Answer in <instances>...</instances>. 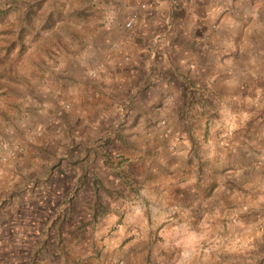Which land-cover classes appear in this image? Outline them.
Returning <instances> with one entry per match:
<instances>
[{
	"label": "crops",
	"instance_id": "1",
	"mask_svg": "<svg viewBox=\"0 0 264 264\" xmlns=\"http://www.w3.org/2000/svg\"><path fill=\"white\" fill-rule=\"evenodd\" d=\"M142 5L146 9L141 10ZM108 9H115L116 17L109 22L102 12L104 27L93 28L83 49L74 52L73 69L62 65L55 70L56 86L63 89L71 84L68 91L75 97L81 87L85 90L83 117L77 121L90 118L86 123L92 127L84 126L88 132L80 130L78 140H90L101 130L105 116L111 118L107 125L113 124L115 118L105 109L117 103L143 109L142 116L136 110L129 118L140 128L120 137L127 140L130 151L109 150V139L102 152L96 151L104 172H120L122 181L108 184L106 177L101 181L96 169L90 168L83 177L80 172L76 175L73 187L88 189L91 202L104 188L110 202L123 206L120 231L128 236H149L154 231L174 238L188 229L200 236H241L246 247L262 245L264 0H105L103 11ZM135 14L139 22L126 29ZM59 100L54 107L64 103L58 104ZM161 106H167L168 130L156 126L145 132L143 124L160 123L152 109ZM65 140L57 138L59 155ZM41 150L40 141L31 145L24 166L30 173L42 168ZM85 154L92 157L91 152ZM115 155L120 161L131 158L113 168L104 165ZM7 168L0 166V173ZM27 183L30 189L50 184ZM33 196L31 192L28 204L44 199ZM72 196L77 201L81 191ZM12 214L14 218L9 216L5 224L0 212V264H17L11 241L18 226L15 211ZM106 219L111 222L116 215L108 214ZM230 245L238 247L234 240ZM108 248L113 257L109 264H171L177 251L176 247Z\"/></svg>",
	"mask_w": 264,
	"mask_h": 264
},
{
	"label": "rangeland",
	"instance_id": "2",
	"mask_svg": "<svg viewBox=\"0 0 264 264\" xmlns=\"http://www.w3.org/2000/svg\"><path fill=\"white\" fill-rule=\"evenodd\" d=\"M104 1L0 0V150L3 149L0 166L8 167L0 173V212L4 213L5 218L1 221L5 224H8L9 216L14 218L13 211L16 213L18 233L12 236L11 242L16 246L17 264H109L113 257H110L108 247L121 250L123 247H176L177 251L170 258L171 264H264V236L261 237L262 245L258 243L255 247L242 245L244 238L241 236L231 239L200 236L199 231L188 229L174 238L154 235V231H150L149 236H128L126 231H120L124 222L123 206L114 200L111 203L104 195V188L97 192L96 201L91 202L88 189L73 187L72 180L76 175L80 172L83 177L90 168L96 169L101 181L106 177L108 184L122 181L124 175L120 172L111 175L104 172L97 152H102L107 139L110 140L106 143L109 150L124 148L130 151L127 140L120 137H128L127 130L140 128L129 118L135 117L136 110L139 116L143 112L138 107L128 108L117 103V107L105 109L115 118L113 124L107 125L110 117L105 116L101 130L95 131L90 140H78L81 131L88 132L84 126L92 127L86 123L90 118L77 121L83 117L81 101L85 90L81 87L75 97L71 89L68 91L71 84L59 88L61 92L56 86L55 70L62 65L73 69L74 52L83 49L85 41L93 36V28L99 31V27H104L102 12L109 22L116 17V8L103 11ZM86 83L81 81L82 86ZM79 96L81 99L78 100ZM57 98L60 99L58 104L64 102V105L54 107ZM152 110L161 121H166V125L143 124L145 132L156 126L168 130L167 106ZM262 110L264 112L263 107ZM143 114L145 116L146 112ZM68 122L76 126L71 127ZM62 136L66 140L63 153L59 155L57 138ZM39 141L42 144V168L30 173L24 167L27 154L31 145ZM13 144L23 145L25 151L13 161L2 162L9 145ZM138 144L144 149L149 147L142 141ZM89 152L92 157L85 154ZM117 155L113 159L108 157L104 165L110 164L113 168L131 158L123 157L120 161L121 157ZM261 157L264 159V153ZM31 180L50 184L30 189L27 182ZM77 191H81V196L75 201L71 194H77ZM31 192L33 197L44 199L38 198L39 202L28 204ZM111 213L116 219L110 222L106 216ZM199 223L200 220L196 222V228ZM4 238L7 239V235H3ZM232 240L238 247L230 245Z\"/></svg>",
	"mask_w": 264,
	"mask_h": 264
},
{
	"label": "built area",
	"instance_id": "3",
	"mask_svg": "<svg viewBox=\"0 0 264 264\" xmlns=\"http://www.w3.org/2000/svg\"><path fill=\"white\" fill-rule=\"evenodd\" d=\"M146 9V5L141 6V10ZM113 13V12H112ZM140 16L139 14L133 15L125 24L126 29L131 30L133 29L136 24L139 22ZM160 125L165 126L166 121L163 120L160 122ZM32 142V139H30ZM25 151V147L20 144H13L9 145L7 149V154L2 158V162H8L10 159L17 157V155L22 154Z\"/></svg>",
	"mask_w": 264,
	"mask_h": 264
}]
</instances>
